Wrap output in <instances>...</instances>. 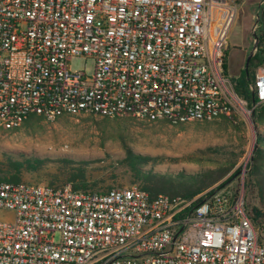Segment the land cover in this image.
Wrapping results in <instances>:
<instances>
[{
    "label": "built area",
    "instance_id": "obj_1",
    "mask_svg": "<svg viewBox=\"0 0 264 264\" xmlns=\"http://www.w3.org/2000/svg\"><path fill=\"white\" fill-rule=\"evenodd\" d=\"M235 14L230 0H0V129L31 115L177 125L244 114L223 70ZM81 56L91 73L70 69ZM247 87L251 108L264 105L263 66ZM197 198L0 178V211L12 213L0 264H264V224L241 191Z\"/></svg>",
    "mask_w": 264,
    "mask_h": 264
},
{
    "label": "rangeland",
    "instance_id": "obj_2",
    "mask_svg": "<svg viewBox=\"0 0 264 264\" xmlns=\"http://www.w3.org/2000/svg\"><path fill=\"white\" fill-rule=\"evenodd\" d=\"M236 6V14L227 35L225 52L226 76L234 79L243 69L246 53L253 45L251 34L252 15L260 17V0H230ZM92 57H76L69 62L72 71L91 73ZM264 67V66H263ZM246 101V100H245ZM247 102V101H246ZM245 113H232L210 121H190L172 125L165 120L147 122L132 116L102 118L91 115L63 116L54 122L40 117L26 120L16 130L0 129V164L38 159L29 170H23L21 180L49 184L62 183L66 171L65 159L85 162L84 170L89 184L97 190L136 184L131 172L120 163L126 150L134 154L150 156L157 160L153 171L159 173L184 172L195 174L217 166L215 162L199 159L200 152L215 150V161L223 162L225 156H238L235 167L225 177L235 173L223 188L242 192L244 203L258 205L253 195L245 192V178L251 168L253 152L259 138L264 139V121L253 119V110L247 102ZM225 154V155H224ZM150 165L144 166L149 169ZM224 178V179H225ZM211 189V188H210ZM12 213L0 211L1 220H9Z\"/></svg>",
    "mask_w": 264,
    "mask_h": 264
},
{
    "label": "trees",
    "instance_id": "obj_3",
    "mask_svg": "<svg viewBox=\"0 0 264 264\" xmlns=\"http://www.w3.org/2000/svg\"><path fill=\"white\" fill-rule=\"evenodd\" d=\"M259 21L260 25L255 29L256 50L248 61L247 72L245 73L244 71V64L248 55L246 53L243 69L239 71V75L236 78L230 79L236 94L246 100L250 105H252V97L247 86L253 80L255 69L259 66H264V8L262 9ZM251 48L252 45H250L248 51H250ZM224 58L223 70L226 74ZM253 102L256 101L254 100ZM35 117L36 116L31 115L26 118L24 122H26V120L31 121ZM253 119L259 123L264 121V105L254 108ZM258 144L259 146H257L253 152L251 168L247 172L244 182L246 194L253 195L258 205H251L247 201L245 206L251 221L255 225H262L264 224V139L259 138ZM213 153H216L213 149H209L207 152H200L201 156L199 159L206 162H215L217 166L213 169H206L195 174H186L182 171L175 174L155 172L153 171V164L157 162L155 158L134 154L130 150H126V154L120 163L131 172L132 182L137 183V186L146 191L151 197L163 194L170 198L176 197L189 200L198 196L195 201V204H197L216 189L221 188L224 183L235 174L232 173L225 178L235 167L238 159L237 155L229 153L228 156H225L224 161L220 162L214 160V157L211 156ZM39 161L38 159H26L23 162H19L8 159L6 164H0V178L9 182L23 181L20 178L22 171L29 170L32 168V164ZM64 163L66 165V171L62 172V183L55 184L57 179L53 178L48 185L59 186L70 184L74 189L94 192L105 191L94 189L95 187L93 186L95 185L93 184L91 186L89 184L83 166L85 162H74L65 159ZM148 165H150V168L144 169V166Z\"/></svg>",
    "mask_w": 264,
    "mask_h": 264
},
{
    "label": "water",
    "instance_id": "obj_4",
    "mask_svg": "<svg viewBox=\"0 0 264 264\" xmlns=\"http://www.w3.org/2000/svg\"><path fill=\"white\" fill-rule=\"evenodd\" d=\"M251 34H252V37H253L254 41H253L252 48L249 51V53H248V55L246 57L245 64H244V71H245V73L247 72V64H248V61H249L250 57L254 54V50L256 49V34H255V32H251ZM251 97H252V102H253L254 101L253 95H251ZM229 181L230 180H228L227 182H229Z\"/></svg>",
    "mask_w": 264,
    "mask_h": 264
}]
</instances>
